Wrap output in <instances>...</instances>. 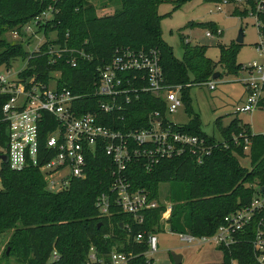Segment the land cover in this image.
<instances>
[{
    "label": "trees",
    "instance_id": "16d2710c",
    "mask_svg": "<svg viewBox=\"0 0 264 264\" xmlns=\"http://www.w3.org/2000/svg\"><path fill=\"white\" fill-rule=\"evenodd\" d=\"M189 1L100 0L98 4L95 0H0V67L9 68L14 60L23 58L27 65L20 72L21 77L36 76L44 82H49L56 72H60L59 85L83 97L79 101L83 106L81 112H100L97 107L100 97L94 96L98 68L110 63L119 49L157 50L166 84L185 86L182 92L185 103L188 101L186 91L193 84L208 83L214 75L221 77L222 73L217 71L219 65L224 66L228 74H238L243 66L236 59L240 43L220 45L221 59L215 62L206 56V45H192L181 35L183 56H176L173 46L163 39V15L158 8L162 3H171L173 10H177ZM204 1L217 3L223 0ZM249 3L253 4V0ZM110 4L116 5L114 12L100 15L99 10ZM51 6L55 8L54 18L41 24L39 29L48 38L51 32H56L57 37L46 39L38 51L30 52L23 43L10 42L5 37L8 31L21 30ZM233 13L248 15L247 10L236 9ZM191 24L194 25L189 22ZM200 24L214 31L218 27L213 21ZM259 28L264 37V25ZM52 45L68 48L55 63L50 61ZM74 56L78 58L76 67L70 62ZM6 99L7 95H0V146L4 148L8 145L7 123L2 116ZM261 105L264 108V99ZM155 111H160L168 121L166 103L143 92L128 105L123 118L102 114L103 123L123 132L147 128ZM198 118L191 117L190 124H177L174 128L206 138L212 152L205 155L202 162L195 155L186 153L165 158L152 169L144 166L143 159L130 163L127 174L132 186L146 190L151 198L161 202L157 208L143 213V222L120 211L116 204L112 216H100L96 201L101 194L111 192L115 167L104 146L88 155L87 176L72 179L69 187L59 192L48 189L38 168L13 170L8 163L2 162L0 235L12 232L7 244L10 253L6 252L5 257H14L20 264H87L91 248L96 247L101 255L113 249L132 252L134 257L129 264H154L146 255L147 235L161 232L160 221L166 210V203L160 198L163 183L170 185L167 197L172 204L171 231L198 236L213 234L226 215L250 202L256 192L254 184L257 181L264 183V134L251 135L249 124L238 117L226 127L218 121L223 144L201 129ZM244 129L252 139L250 169L240 160L247 156L243 145L238 146L233 139L234 134H240ZM139 234L145 235L144 240L137 241ZM223 252L222 262L208 264H233L235 259L241 264H254L247 244Z\"/></svg>",
    "mask_w": 264,
    "mask_h": 264
},
{
    "label": "built area",
    "instance_id": "2783aa9c",
    "mask_svg": "<svg viewBox=\"0 0 264 264\" xmlns=\"http://www.w3.org/2000/svg\"><path fill=\"white\" fill-rule=\"evenodd\" d=\"M219 4L231 5L233 11L247 10L259 27L264 25V0H253V4L249 0H223L217 2L216 7V10L222 11L223 7ZM54 9L51 6L43 11L21 30L29 32L34 27L39 29L41 24L54 18ZM21 30L16 28L14 32L19 35ZM221 34L222 29L219 27L215 31L210 29L205 32L208 38H219ZM258 50L264 56V37L258 44ZM67 51L66 46H50V61L55 63ZM80 54L87 57L82 51ZM70 62L73 67L78 66L76 56ZM244 68L248 73L242 79L246 86V99L236 108L237 113L263 108L264 62L255 60ZM20 72L16 77L9 71L0 72V95H7L6 102L2 105V116L8 130V145L6 148L0 146V155L9 156L8 164L13 170L38 168L48 189L59 192L67 189L72 179L87 176L88 155L104 146L106 153L113 158L115 167L112 170L111 192L101 194L96 201L102 217L112 216V208L116 204L120 211L143 222L146 210L161 205L146 190L132 186L127 174L130 163L143 159L144 166L152 169L165 158L191 153L202 162L203 157L212 152V146L207 144L206 138L175 129L174 125L177 123L169 119L166 121L160 111L152 114L149 127L129 132L115 130L103 123L102 114L119 118L128 105L143 92L162 99L166 103L167 116L184 105L182 92L185 86L166 84L157 50L147 52L119 49L110 63L98 68L94 96L100 97L97 105L100 112H81L83 106L79 101L83 97L59 85L57 77L60 72H56L49 82L38 80L36 76L23 78ZM208 84L212 90L217 86L215 80ZM251 135L244 129L242 133L233 136L238 146L243 145L247 156L251 152ZM219 140L224 144L222 136ZM254 188L256 192L250 202L226 215L213 234L198 236L182 232L178 233L180 239L199 246L212 243L223 250L247 244L252 262L264 264V183L257 181ZM164 203L166 210L161 220L166 225L165 229L171 231L169 218L172 204ZM144 238V234H139L136 239L142 241ZM147 243L149 247L146 255L157 253L160 245L158 233H149ZM133 257L132 252L117 249L101 255L96 247H92L87 264H129ZM53 258H57L56 252L53 253ZM234 262L240 263L238 259L233 260V264Z\"/></svg>",
    "mask_w": 264,
    "mask_h": 264
},
{
    "label": "rangeland",
    "instance_id": "374dc122",
    "mask_svg": "<svg viewBox=\"0 0 264 264\" xmlns=\"http://www.w3.org/2000/svg\"><path fill=\"white\" fill-rule=\"evenodd\" d=\"M99 4L100 0H95ZM223 7L222 11L216 10L217 3H209L204 0H191L181 8L173 10L171 3H162L159 5V13L163 15L161 26L163 30V39L173 46L178 58L183 56V47L181 41L185 36H189L192 45H206V56L215 62L221 59L220 45L238 44V37L241 29L243 30V42L240 43L237 54V63L244 67L255 60L263 63L264 56L258 50V44L262 40L260 28L255 19L251 16H239L233 13V6L219 4ZM116 5L110 4V7L100 9L99 14L113 13ZM172 12L171 14H168ZM216 22L222 29L219 38H208L205 35L206 30H210L200 23ZM189 22L194 25H189ZM15 29H11L5 34L10 42L23 43L24 47L32 52L36 51L46 39L56 38V32H51L49 38L43 31L33 28L32 31L23 32L16 35ZM195 45V46H196ZM27 62L23 58H18L12 62V65L0 67V72L11 73L13 77L26 67ZM239 69L238 74H228L226 68L222 65L217 67V71L222 73L218 76L217 86L210 89L209 82L204 84H193L186 91V100L182 107L175 113L168 114L171 122L186 125L190 124L191 117H199L201 129L208 135H213L217 140L221 133L218 127V121L226 127L235 118H240L244 123L249 124L254 135L264 134V108H257L253 112L236 113V108L246 99V86L242 79L248 75L244 67ZM242 164L250 169L251 160L249 156L240 158ZM2 161L0 160V171ZM170 185L163 183L160 186V198L168 202V190ZM163 220L160 221V230L158 233L160 245L159 251L154 255L148 254L147 258L152 259L154 264H174L173 254H182L183 264H208L219 263L224 260V252L212 243L196 245L184 242L180 239L178 233L165 229ZM164 228V229H163ZM12 232L0 235V264H20L14 257H5L6 252L10 250L7 246ZM10 253V251H9ZM234 264H240L234 262Z\"/></svg>",
    "mask_w": 264,
    "mask_h": 264
},
{
    "label": "water",
    "instance_id": "95a60500",
    "mask_svg": "<svg viewBox=\"0 0 264 264\" xmlns=\"http://www.w3.org/2000/svg\"><path fill=\"white\" fill-rule=\"evenodd\" d=\"M243 38H244V35H243V30L241 29L240 31V35L237 39L238 43H242L243 42ZM214 79H217L218 76L217 75H214L213 77ZM0 159L2 160V162L4 163H8L9 162V156L6 155V154H2L0 155ZM10 251V250H9ZM9 251L7 252L9 254ZM183 255L182 254H178V253H174L173 254V259H174V264H182L183 263Z\"/></svg>",
    "mask_w": 264,
    "mask_h": 264
},
{
    "label": "crops",
    "instance_id": "0c3cea01",
    "mask_svg": "<svg viewBox=\"0 0 264 264\" xmlns=\"http://www.w3.org/2000/svg\"><path fill=\"white\" fill-rule=\"evenodd\" d=\"M185 38L186 39H188L189 40V36H185ZM190 41V40H189ZM190 43H191V41H190ZM196 45V44H195ZM203 45V44H202ZM213 80H215V79H213ZM216 81V80H215ZM217 82V81H216ZM246 92V91H245ZM184 259V258H183ZM183 264V263H182Z\"/></svg>",
    "mask_w": 264,
    "mask_h": 264
}]
</instances>
